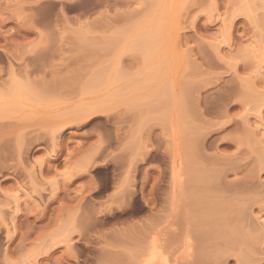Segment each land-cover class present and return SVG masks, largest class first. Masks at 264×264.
I'll return each mask as SVG.
<instances>
[{"label":"rangeland","instance_id":"obj_1","mask_svg":"<svg viewBox=\"0 0 264 264\" xmlns=\"http://www.w3.org/2000/svg\"><path fill=\"white\" fill-rule=\"evenodd\" d=\"M251 1L0 0V264H139L148 240L157 264H264V0ZM101 97L108 114L75 120ZM199 169L220 177L222 212L242 200L254 252L199 251L220 242L198 241L187 213Z\"/></svg>","mask_w":264,"mask_h":264},{"label":"bare ground","instance_id":"obj_2","mask_svg":"<svg viewBox=\"0 0 264 264\" xmlns=\"http://www.w3.org/2000/svg\"><path fill=\"white\" fill-rule=\"evenodd\" d=\"M250 0H245V3L247 4L246 6H247V8H248V11H249V9L251 8V7H248V5L249 6H251L252 4H253V2L251 3V2H249ZM243 3H244V1H243ZM251 3V4H250ZM244 8H246L245 6H243ZM242 7V8H243ZM246 8V9H247ZM245 10V9H244ZM246 11V10H245ZM250 11H251V9H250ZM247 12V11H246ZM252 12V11H251ZM157 20H156V23L154 24V27L152 26V28L153 29H160L161 30V27H160V25H161V19H160V17L158 16L157 18H156ZM151 25H149V27H150ZM155 26L157 27V28H155ZM159 27V28H158ZM148 28V27H147ZM150 29V28H149ZM144 30V29H143ZM146 31V34H149V36H147V39H146V41L150 38H152L151 40H148L147 42H146V44H148L149 43V45L146 47V45L145 46H143V47H145L144 49V52H143V54L142 55H144V59H148V57H150L151 56V54H153V52H151V51H153L154 50V44H157V43H159V41H157V43H155V39H156V34H155V32L154 31H152L151 29L150 30H145ZM149 31H150V33H149ZM140 32V31H139ZM138 32V33H139ZM141 32H142V29H141ZM140 32V33H141ZM154 33V34H152V33ZM143 34H144V31L142 32ZM157 33V32H156ZM145 34V35H146ZM152 34V35H151ZM159 34H161L160 32L158 33V35ZM144 35V36H145ZM152 36V37H151ZM160 36V35H159ZM143 37V36H142ZM146 37V36H145ZM149 37V38H148ZM153 38H155V39H153ZM161 38V37H160ZM162 39V38H161ZM143 43H144V37H143ZM158 40V39H157ZM152 41V42H151ZM154 42V43H153ZM263 44V43H262ZM156 47H157V45H156ZM152 48H153V50H152ZM156 49V48H155ZM263 46H262V51H263ZM155 51V50H154ZM151 52V53H150ZM143 58V57H142ZM146 62H148V61H146ZM192 65V64H191ZM149 66H150V64H149ZM154 67V66H153ZM150 68V67H149ZM152 68V67H151ZM155 68V67H154ZM146 70V69H145ZM152 71H154L153 69H151ZM156 71V70H155ZM147 72V71H146ZM193 72H195V70L193 71ZM150 72H148V74H149ZM158 73V72H157ZM196 73V72H195ZM145 74V73H144ZM147 76V74H145V77ZM150 76V75H149ZM156 76H158V75H156ZM61 77V76H60ZM150 77H152V74H151V76ZM147 78H149V77H147ZM58 79V78H57ZM60 79V78H59ZM58 79V80H59ZM146 79V78H145ZM151 79V78H150ZM62 80V79H61ZM60 80V81H61ZM153 80V79H152ZM151 80V81H152ZM151 81H149V83L151 82ZM62 82V81H61ZM148 82V81H147ZM11 85H13V84H11ZM149 85V84H148ZM185 85H187V84H185ZM184 85V86H185ZM196 85V84H195ZM199 85V84H198ZM183 86V87H184ZM145 87H146V85H145ZM149 87H151V86H149ZM148 87V88H149ZM153 87V86H152ZM151 87V88H152ZM189 87H192L193 88V86L191 85V86H189ZM189 87H184L183 89H185V88H188L189 89ZM197 87V86H196ZM249 87V86H248ZM10 88V87H9ZM144 88V87H143ZM151 88H150V90H151ZM155 88H157V87H155ZM154 88V89H155ZM191 89V88H190ZM11 90H12V88H11ZM182 90V89H181ZM183 91V90H182ZM188 91V90H187ZM248 91V90H247ZM246 91V92H247ZM159 92V91H158ZM186 92V91H185ZM191 92V91H190ZM250 92V91H249ZM146 93V92H145ZM153 93V92H152ZM251 93V92H250ZM250 93H247V94H250ZM256 93V92H255ZM154 94V93H153ZM152 94V95H153ZM192 95V94H191ZM190 95V96H191ZM148 96H149V94H148ZM106 97V96H105ZM144 97H145V95H144ZM163 97V96H162ZM199 97V96H198ZM254 97V96H253ZM102 98V99H101ZM100 99H96V101L94 100V101H92L90 104L89 103H87V104H85L86 106H83V108H85V109H83L82 107V109H83V113L85 114H83V116H76L75 118V120H81V119H84V118H90V117H93V116H96V115H98V114H102V113H107L108 114V112L107 111H109L110 109L107 107V100L104 98V97H101ZM147 97H145V99H146ZM104 99V100H103ZM108 99V98H107ZM192 99L194 100L193 102H191L190 100H191V98H189V102L190 103H192V104H194V102H196L195 101V98L194 97H192ZM199 99V98H198ZM179 100V99H178ZM106 101V102H105ZM187 102V101H186ZM186 102L184 103V104H186ZM182 103V102H181ZM197 103V102H196ZM89 104V105H88ZM187 105V104H186ZM185 105V109H184V107H183V109H184V114H186V115H188L189 113L190 114H192V109H191V112H190V109H187V106ZM189 105H191V104H189ZM196 105V104H195ZM194 105V106H195ZM193 107V106H192ZM180 108V107H179ZM188 108H190V107H188ZM178 109V108H177ZM182 110V109H181ZM189 110V111H188ZM85 111V112H84ZM179 112H180V110H178ZM186 111V112H185ZM111 112V111H110ZM194 112H196V111H194ZM197 113V112H196ZM191 115H189V117H190ZM191 118V117H190ZM187 119V118H186ZM184 121H185V119H184ZM183 133V132H182ZM193 133L195 134V132L194 131H192V135H193ZM191 135V134H190ZM184 136H187V135H184ZM199 136V135H198ZM189 138H192V137H189ZM198 138H200V137H197V135L196 136H194L192 139H191V142L188 140V138H187V140L190 142V146H191V148L193 149V148H195L194 150H191L192 152H190V154L192 153V155L193 156H198L197 158H199L200 156V154L198 153V150H199V148L197 147V141H198ZM139 142H141V141H139ZM199 142V141H198ZM142 143V142H141ZM138 145H139V143H138ZM143 145V144H142ZM142 145H140V146H142ZM199 145V144H198ZM137 146V145H136ZM135 146V147H136ZM193 146V147H192ZM196 146V147H195ZM105 146H102V145H100V146H98V147H96L95 149H94V152L93 153H91L89 156H87V158H86V163H87V165H91V163L92 162H94L95 161V163H96V159L97 158H99V157H101L102 155H103V152H104V150H105ZM143 148L145 149V151H147L146 150V148H147V146H146V148H145V146H143ZM142 148V149H143ZM136 149H137V147H136ZM138 150V152H137V154L139 153V152H142L141 154H143V150H141V149H137ZM140 150V151H139ZM201 153V152H200ZM140 154V153H139ZM140 154V155H141ZM197 154H199V155H197ZM191 155V156H192ZM192 156V157H193ZM194 158L195 157H193L192 159L194 160ZM197 158H195V159H197ZM193 160H191L192 161V163L193 164H195V168L196 167H198V164L199 163H197V166H196V163H194L195 162V160H194V162H193ZM197 161V160H196ZM98 162V161H97ZM131 162H133V161H131ZM136 161H134V163H135ZM42 164V163H41ZM41 164H40V167H41ZM2 165H4V164H2ZM188 165H190L189 164V162H188V164L186 165V167H188L187 169H189V166ZM200 166V165H199ZM185 167V168H186ZM191 167V166H190ZM201 167V166H200ZM187 169H186V171H187ZM197 169V168H196ZM191 170V169H190ZM198 170V169H197ZM212 170V169H211ZM196 172H198L197 174H196ZM215 172V171H214ZM195 177H194V175H191L190 174V176H192V177H189L188 175H187V177H189L188 179H189V182H190V184H191V187L193 186V188L194 189H190L191 191H193L192 192V197L193 198H195V199H192V201H190V197H191V195L190 194H188V192L187 193H185L184 192V194H188V197H189V195H190V197H189V203H187V204H189V207L192 209H190L191 210V212H189L188 210H187V213H191L193 216L192 217H194L195 219L193 220L194 222H195V220H197V222L200 220V221H202V225L204 224L205 226H206V221L207 220H210V222H212L211 224L212 225H208V226H204V229L203 228H198L197 227V225H196V223H195V225H196V229L197 230H195L196 232H197V234H196V232L194 233L196 236H197V238L198 239H200V240H198V241H200V242H204L203 240H206V242H204V246H205V244H207V242H210V244H212V242L214 243L215 241L216 242H218L219 240H220V242L219 243H217L216 245H214L213 247V249L211 248L212 247V245L211 246H209L208 244H207V248H210V249H200L199 251H202L203 253H206L207 254V256H209L210 255V253H212L213 252V254L215 255V256H218V257H221V256H224L225 257V255L227 254V252H228V250L230 249L231 250V248L229 247V245H230V243H231V246H232V243H233V246H234V244L235 243H238V245H239V251H240V248H241V250H242V252L244 253V251H245V249H247L246 251L247 252H245L246 253V255L247 254H250V253H248V251L250 250V251H253V250H251L250 249V246H252V243L254 244V242L256 241H258L259 239L258 238H260L259 237V234H257L258 235V238L251 232V230H250V232L251 233H248L249 231H247V232H245L244 230L245 229H243L241 226H244V225H241V219H243L242 218V216H243V213H245L243 210H244V206H243V202H241L242 200H239L237 203H233V204H230V205H228V206H230V207H232V210H231V213H228L227 214V212H224V213H226L225 215L223 214V212H222V210H223V208H225L224 207V203L223 202H220V201H218V199L220 200V198L218 197V194L217 193H219L218 191L216 192V195H217V197H218V199H216V195L214 196V189H219V188H221L222 187V184L221 183H219L220 185H218V186H221V187H219L218 188V186H217V182H218V180L220 179V177L218 176V177H215L216 175H213L214 173H212V171H202V172H200V169H199V171H195ZM222 177V176H221ZM180 182V181H179ZM188 182V183H189ZM220 182V181H219ZM215 186H217V187H215ZM213 187H215L214 189H212ZM189 190V191H190ZM213 190V191H212ZM220 190V189H219ZM222 190V189H221ZM184 194H183V196H184ZM188 197H183V198H188ZM191 197V198H192ZM17 198V197H16ZM17 200V199H16ZM145 200H146V203H147V205H151L152 204V201L154 200V197L152 196V194H151V196H149V195H146L145 196ZM183 200V199H182ZM184 200H186V199H184ZM183 200V201H184ZM193 200H195V203H194V201ZM222 201V200H221ZM231 201V200H230ZM18 202V201H17ZM185 202V201H184ZM184 202H182V206H184L183 205V203ZM190 202H193V203H190ZM227 203V202H226ZM230 203V202H229ZM190 204H194L193 206H190ZM228 204V203H227ZM226 204V205H227ZM186 206V205H185ZM18 207V206H17ZM188 207V208H189ZM18 209V208H17ZM184 210H185V212H186V209L184 208ZM192 211H193V213H192ZM246 211V210H245ZM18 212H19V210H18ZM230 212V211H229ZM223 214V215H222ZM246 214V213H245ZM186 216V215H185ZM188 216V215H187ZM189 217H190V215H189ZM191 218V217H190ZM209 218V219H208ZM189 219V218H188ZM189 221V220H188ZM203 221H204V223H203ZM191 221H189V223H190ZM16 223V222H15ZM189 223H188V225H189ZM193 223V222H192ZM191 224V223H190ZM199 224V223H198ZM210 224V223H209ZM15 225V224H14ZM18 225V224H17ZM19 226V225H18ZM18 226H17V228H18ZM21 226V225H20ZM192 226H193V224H192ZM199 226V225H198ZM212 228H210V227ZM189 227H190V225H189ZM188 227V228H189ZM203 227V226H202ZM16 228V227H15ZM16 228V229H17ZM21 227H19L18 229H20ZM187 228V230H185L186 232H187V234H186V236H185V241L183 240V242L185 243L184 245H187V247H186V249L188 250V252H187V250H185L186 251V255H188L189 254V256L191 255V251H193L192 250V246H193V242H194V240L196 239V237H195V235H190V231L189 230H192L191 229V227H190V229H188ZM193 228V227H192ZM206 228V229H205ZM246 228V227H245ZM194 229V228H193ZM198 229L200 230L201 229V231H200V234H199V231H198ZM146 230H148V229H146ZM20 231V230H19ZM146 233H147V231H146ZM149 233H150V231H149ZM149 233H147V234H149ZM183 238H184V235L182 236ZM195 237V238H194ZM154 238V237H153ZM209 238V240L212 238L213 239V241L212 240H208L207 241V239ZM152 239V238H151ZM179 239V238H178ZM182 239V238H181ZM214 239H216V240H214ZM222 240V241H221ZM196 241H197V239H196ZM215 242V243H216ZM148 243V244H147ZM147 245H146V249H145V251H143L142 250V254L141 253H139L140 255H139V258H140V260H139V258H137L136 256V261L135 262H139V264H157V263H159L161 260H163V258H162V252H161V249H160V246H159V244L155 241V240H148L147 241ZM214 243V244H215ZM229 244V245H228ZM184 245H182L183 247H184ZM255 245V244H254ZM236 246V245H235ZM144 247H145V244H144ZM162 247V246H161ZM248 247H249V250H248ZM255 247V246H254ZM253 246L251 247L252 249L254 248ZM185 249V248H184ZM194 249H196V248H194ZM46 251V250H45ZM182 251H184V250H182ZM205 251V252H204ZM249 251V252H250ZM141 252V251H140ZM202 252L200 253V252H198L199 253V255H201L202 254ZM254 252V251H253ZM197 253V254H198ZM243 253H241V254H243ZM194 254V253H193ZM205 254V255H206ZM222 254V255H221ZM225 254V255H224ZM240 254V253H239ZM138 255V254H137ZM141 255H142V257H141ZM199 255H198V258H199ZM203 256H204V254H202ZM221 255V256H220ZM246 255H243V256H246ZM168 256V255H167ZM188 256V257H189ZM192 256V255H191ZM193 256H195V255H193ZM250 256V255H249ZM214 257V256H213ZM240 257H242V256H240ZM247 257V256H246ZM195 258H196V256H195ZM212 258V257H211ZM210 258V259H211ZM243 258V257H242ZM192 259H194V257L192 258ZM200 259V258H199ZM198 259V260H199ZM243 259H245V258H243ZM133 260V259H132ZM189 260H190V258H189ZM217 260V259H216ZM246 260V262H248L247 261V259H245ZM110 261V260H109ZM213 261V260H212ZM243 261V260H242ZM190 262H192V261H190ZM196 262H199V261H196ZM201 263H203V260H201L200 261ZM114 263H116V262H114ZM201 263H197V264H201ZM220 263V262H219ZM117 264V263H116ZM189 264V263H188ZM194 264V263H193ZM196 264V263H195ZM244 264H246V263H244Z\"/></svg>","mask_w":264,"mask_h":264}]
</instances>
